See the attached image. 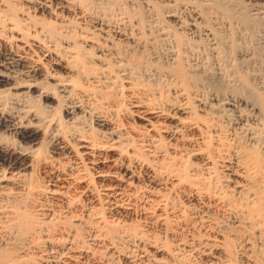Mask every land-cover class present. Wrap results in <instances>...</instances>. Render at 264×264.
Wrapping results in <instances>:
<instances>
[{
    "label": "bare ground",
    "instance_id": "obj_1",
    "mask_svg": "<svg viewBox=\"0 0 264 264\" xmlns=\"http://www.w3.org/2000/svg\"><path fill=\"white\" fill-rule=\"evenodd\" d=\"M0 127V264H264V0H0Z\"/></svg>",
    "mask_w": 264,
    "mask_h": 264
},
{
    "label": "rangeland",
    "instance_id": "obj_2",
    "mask_svg": "<svg viewBox=\"0 0 264 264\" xmlns=\"http://www.w3.org/2000/svg\"><path fill=\"white\" fill-rule=\"evenodd\" d=\"M62 114H63V113H62ZM5 130H6L5 128L0 127V135H1L0 137H3V135L6 134V133H4ZM3 131H4V132H3ZM2 132H3V134H2ZM6 135H8V134H6ZM6 135H5V136H6ZM17 138H18V137H17ZM15 139H16V138H15ZM39 140H40L39 143H37V144L35 145V147H36V148H39V147H40V148H43L44 151H45V148H46V151H48L49 148H50V147L48 146V144H43V143H42V140H41L40 138H39ZM44 145H45V146H44ZM46 145H47V147H46ZM42 146H43V147H42ZM41 150H42V149H41Z\"/></svg>",
    "mask_w": 264,
    "mask_h": 264
}]
</instances>
